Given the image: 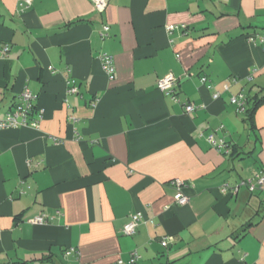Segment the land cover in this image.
Listing matches in <instances>:
<instances>
[{
  "label": "crops",
  "instance_id": "obj_1",
  "mask_svg": "<svg viewBox=\"0 0 264 264\" xmlns=\"http://www.w3.org/2000/svg\"><path fill=\"white\" fill-rule=\"evenodd\" d=\"M107 1L100 14L92 0H0V119L26 90L42 111L37 128L0 129V264H264V190H221L264 170V104L252 131L231 103L264 94L248 40L264 37V0ZM169 74L180 103L158 89Z\"/></svg>",
  "mask_w": 264,
  "mask_h": 264
},
{
  "label": "built area",
  "instance_id": "obj_2",
  "mask_svg": "<svg viewBox=\"0 0 264 264\" xmlns=\"http://www.w3.org/2000/svg\"><path fill=\"white\" fill-rule=\"evenodd\" d=\"M93 6L95 10L102 14L108 6L107 0H92ZM33 4V0H20V9L21 11L28 10ZM176 29H186L185 25H170L168 27L169 32H173ZM110 31V26L105 25L103 29L100 32L101 37L104 39L108 37ZM249 42L253 44H259L262 49L264 50V37L259 36H250L248 38ZM10 51V46L5 45L2 50L1 54L3 56L7 55ZM102 67L107 74L108 78L110 80H113L115 78L116 74V66L114 57L110 54L104 53L100 57ZM201 81L203 84L207 85L208 88H212L211 84L208 81L207 77H202ZM177 84H178V78L173 75L169 74L168 76H165L164 78L160 79L158 81V89L164 93L166 96H169L172 98V100L176 103H180L181 100L177 96ZM71 93H76L77 89L76 87H73L70 89ZM214 99H219L220 94L214 93L213 94ZM37 101L38 96L30 92L29 90L24 91L20 95V101L15 107L7 113L3 118L0 119V129H13V128H20V127H32L37 128L39 125L40 120L42 119V111L38 109L37 107ZM231 103L233 106L236 107L237 114L245 115L249 98L245 93H240L236 96H233L231 98ZM185 110L188 114L194 112L196 110V106L187 103L185 104ZM35 115H37L35 117ZM207 141L209 144L217 149L219 152L223 153L224 155H231L232 154V148L231 144L226 142L224 139H217L215 138L214 133L209 135L207 137ZM172 188L175 190V196L174 201L177 205L184 206L190 203V198L184 193V188L186 187V184L184 181L180 179L173 180L171 182ZM241 188L246 189L250 193H256L259 191L264 190V170L257 173L252 180H246L240 182L235 187H231L229 184H225L222 186L221 190L222 192H231L234 195L239 194V191ZM142 219L141 214H135L131 216L129 222L124 226L123 228V234L126 236H133L136 234L138 226L140 225ZM34 224H47L48 220L45 216L41 215L32 220ZM171 240L165 239L162 241V246L167 247L169 245ZM74 250H70L66 253V256L70 255ZM138 259L137 252L132 253V258L129 261V264H135ZM119 264H123L122 261L119 262Z\"/></svg>",
  "mask_w": 264,
  "mask_h": 264
},
{
  "label": "trees",
  "instance_id": "obj_3",
  "mask_svg": "<svg viewBox=\"0 0 264 264\" xmlns=\"http://www.w3.org/2000/svg\"><path fill=\"white\" fill-rule=\"evenodd\" d=\"M264 104V94L262 96L259 95V93L254 96L252 99H249V103H248V108L247 111L245 113V120L246 122H248L250 124V128L252 131L255 130V113L257 111V109ZM237 148L233 147L232 148V154L231 156H233L236 153ZM44 258H42L43 260Z\"/></svg>",
  "mask_w": 264,
  "mask_h": 264
},
{
  "label": "rangeland",
  "instance_id": "obj_4",
  "mask_svg": "<svg viewBox=\"0 0 264 264\" xmlns=\"http://www.w3.org/2000/svg\"><path fill=\"white\" fill-rule=\"evenodd\" d=\"M241 116H244V115L241 114Z\"/></svg>",
  "mask_w": 264,
  "mask_h": 264
}]
</instances>
